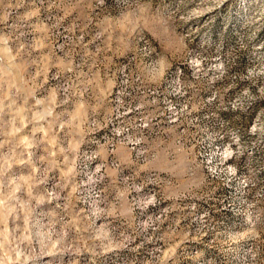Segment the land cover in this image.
<instances>
[{
    "label": "rangeland",
    "instance_id": "rangeland-1",
    "mask_svg": "<svg viewBox=\"0 0 264 264\" xmlns=\"http://www.w3.org/2000/svg\"><path fill=\"white\" fill-rule=\"evenodd\" d=\"M0 264H264V0H0Z\"/></svg>",
    "mask_w": 264,
    "mask_h": 264
},
{
    "label": "built area",
    "instance_id": "built-area-1",
    "mask_svg": "<svg viewBox=\"0 0 264 264\" xmlns=\"http://www.w3.org/2000/svg\"><path fill=\"white\" fill-rule=\"evenodd\" d=\"M134 62H135V57L131 55L125 61L126 65H124V68L132 65ZM127 81H128V76L124 74V76H122L121 80L117 84L112 98V103H114V107H118L119 103L123 102V98L125 95V85ZM135 109H137V107H135ZM114 111L115 112H112L113 114L111 115L112 123H104L102 126L96 128V131L108 130V137L105 138L103 141L99 142V145L106 149L108 155L111 157L110 161L112 164L119 165L118 159L116 158L117 157L116 150L120 146H125L130 150L134 161L143 162L144 160L147 159V157L135 156L134 143L138 140H145V138H151L145 135L146 124L138 123L136 125H130L125 117V115L128 112L127 113L124 111L119 112L118 109H115ZM113 123H121V131H113ZM145 147H146V142H145Z\"/></svg>",
    "mask_w": 264,
    "mask_h": 264
},
{
    "label": "bare ground",
    "instance_id": "bare-ground-1",
    "mask_svg": "<svg viewBox=\"0 0 264 264\" xmlns=\"http://www.w3.org/2000/svg\"><path fill=\"white\" fill-rule=\"evenodd\" d=\"M135 61H136V58H135ZM106 123V122H105ZM99 130H97L96 132H98ZM106 131H108V130H106ZM113 131H114V123H113ZM119 131V130H118ZM138 141H140V140H138ZM137 142V141H136ZM135 142V143H136ZM135 143H134V154H135ZM135 156H136V154H135ZM137 157V156H136Z\"/></svg>",
    "mask_w": 264,
    "mask_h": 264
}]
</instances>
